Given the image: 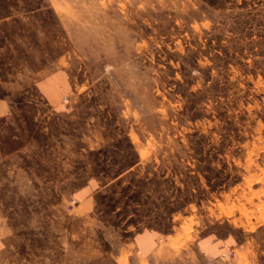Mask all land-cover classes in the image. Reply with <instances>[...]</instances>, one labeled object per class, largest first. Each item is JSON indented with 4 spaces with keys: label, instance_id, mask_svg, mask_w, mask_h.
<instances>
[{
    "label": "rangeland",
    "instance_id": "374dc122",
    "mask_svg": "<svg viewBox=\"0 0 264 264\" xmlns=\"http://www.w3.org/2000/svg\"><path fill=\"white\" fill-rule=\"evenodd\" d=\"M0 96V264H264V0H0Z\"/></svg>",
    "mask_w": 264,
    "mask_h": 264
},
{
    "label": "crops",
    "instance_id": "0c3cea01",
    "mask_svg": "<svg viewBox=\"0 0 264 264\" xmlns=\"http://www.w3.org/2000/svg\"><path fill=\"white\" fill-rule=\"evenodd\" d=\"M11 113V101L4 96H0V122H5ZM159 241H161V239L151 231L144 230L137 232L134 236V242L132 244L136 248L137 253L136 255L133 253L131 257V263L138 262L137 264H140V262H146V264H151V260L155 258L159 248L169 246V244L160 245L158 243ZM201 245L202 246L200 250L202 252L203 258L209 263H213L214 261L216 262L217 260L215 259H218V257L219 259H222L225 256L226 250L228 249V245L226 243L221 244L218 250L216 248V244L213 242L211 243L202 241ZM166 250L169 249L166 248Z\"/></svg>",
    "mask_w": 264,
    "mask_h": 264
}]
</instances>
